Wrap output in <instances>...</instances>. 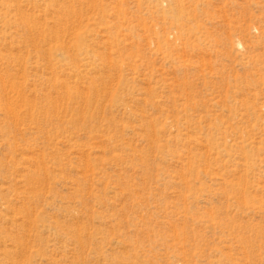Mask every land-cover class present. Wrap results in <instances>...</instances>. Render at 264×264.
Here are the masks:
<instances>
[{
  "label": "rangeland",
  "instance_id": "374dc122",
  "mask_svg": "<svg viewBox=\"0 0 264 264\" xmlns=\"http://www.w3.org/2000/svg\"><path fill=\"white\" fill-rule=\"evenodd\" d=\"M0 264H264V0H0Z\"/></svg>",
  "mask_w": 264,
  "mask_h": 264
}]
</instances>
